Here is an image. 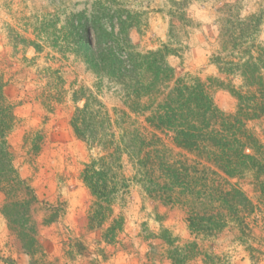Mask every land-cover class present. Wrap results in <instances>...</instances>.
I'll use <instances>...</instances> for the list:
<instances>
[{"label":"trees","instance_id":"trees-1","mask_svg":"<svg viewBox=\"0 0 264 264\" xmlns=\"http://www.w3.org/2000/svg\"><path fill=\"white\" fill-rule=\"evenodd\" d=\"M114 3L112 0L111 9L98 0L89 15L82 11L66 21L73 37L67 47L69 50L72 45L71 51L66 52L72 54L75 48L74 54L83 59L98 81L91 87H59L48 99L58 102L71 93L75 105L83 101L81 107H75L69 125L76 138L98 150L81 174L93 197L88 229L102 230L104 239L110 234L109 241L114 242L124 224L121 215H114L115 207L123 208L136 187L150 201L177 207L185 214L187 229L195 241L178 246L166 230L161 233L170 248L167 258L171 264H188L196 259L201 264H227L203 249L197 239L213 238L232 223L241 238L248 240L258 215L264 219L259 206L238 182L251 176L254 190L264 194V129L258 134L250 126L264 121V56L257 53L254 57L250 50L262 18L226 13L218 20L220 48L212 63L221 64L218 71L226 78H242L237 87L213 81L236 100L235 111L226 114L214 104L212 84L188 73L177 76L167 64L169 55L177 56L175 49L162 45L154 51H136L128 33L135 21L128 10L116 9ZM183 5V1L173 4L171 16L177 22ZM56 40L46 43V39L44 44L57 48ZM34 48L42 51L40 44L35 43ZM105 83L115 89L120 107L109 110L100 99ZM5 85L0 76V192L4 196L0 212L10 230L29 242L26 250L31 255L29 248L35 239L19 230L29 228L31 204L37 198L14 167L8 136L18 119L14 106L4 96ZM28 138L24 135V143ZM41 140L42 135L36 133L30 148L34 154ZM261 242L264 244V239ZM263 248L249 245L251 262L258 264L264 257Z\"/></svg>","mask_w":264,"mask_h":264},{"label":"rangeland","instance_id":"rangeland-1","mask_svg":"<svg viewBox=\"0 0 264 264\" xmlns=\"http://www.w3.org/2000/svg\"><path fill=\"white\" fill-rule=\"evenodd\" d=\"M97 1L0 0V76L6 82L4 96L14 106L13 112L18 119L8 143L18 175L30 185L37 198L29 212V228L34 234L29 228L19 230L35 239L36 243L29 248L31 255L26 250L29 242L22 241L10 230L0 212V264H171L167 258L170 248L161 238L163 230L175 245L195 241L181 209L152 202L136 187L123 208L115 207L114 215H121L124 224L114 242L109 241L110 234L104 239L102 230L88 229L87 216L93 197L83 184L81 174L84 165L98 150L90 149L76 138L69 125L75 107H81L83 101L75 105L71 93L58 102L48 99L59 87L66 90L72 84L91 87L98 81L83 59L74 54L75 48L72 54L66 52L71 51L72 45L69 50L67 47L73 41L66 28L67 18L82 11L89 15ZM113 1L116 9L125 8L135 21V27L128 33L136 51H154L162 45L175 49L177 56L169 55L166 62L175 69L176 75L188 73L212 84L210 92L216 107L226 114L235 111V98L213 82L236 87L242 83L239 76L226 78L218 71L221 64L212 63L220 48L218 20L226 13L232 16L237 13L240 18L261 17L250 50L254 57L257 53L264 56V0ZM179 1H183L185 7L181 6V18L177 22L171 14L174 2ZM101 2L112 9V0ZM56 38L59 39L57 48L44 44L46 39V43H51L57 41ZM35 43L42 46L41 52H36ZM261 76L264 81V71ZM100 99L109 110L121 104L115 89L107 83ZM250 126L261 134L264 121L250 123ZM36 133L42 135V140L39 151L34 154L30 148ZM26 134L29 138L24 143ZM126 174L130 172L126 170ZM238 182L264 214V194L254 190L252 177ZM23 193V199L27 200L28 196ZM3 201L0 192V208ZM258 216L257 226H251L252 235L248 240L242 239L238 228L231 223L215 237L199 238L197 242L227 264H255L250 261L247 250L249 245L264 247L261 242L264 219ZM107 227L108 223L103 230ZM188 264L201 262L196 259ZM258 264H264V257Z\"/></svg>","mask_w":264,"mask_h":264}]
</instances>
